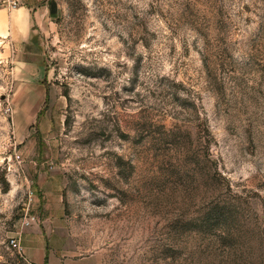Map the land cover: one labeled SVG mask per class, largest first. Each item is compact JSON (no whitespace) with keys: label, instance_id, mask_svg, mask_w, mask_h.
<instances>
[{"label":"rangeland","instance_id":"rangeland-1","mask_svg":"<svg viewBox=\"0 0 264 264\" xmlns=\"http://www.w3.org/2000/svg\"><path fill=\"white\" fill-rule=\"evenodd\" d=\"M7 2L0 264H264V0Z\"/></svg>","mask_w":264,"mask_h":264},{"label":"crops","instance_id":"crops-1","mask_svg":"<svg viewBox=\"0 0 264 264\" xmlns=\"http://www.w3.org/2000/svg\"><path fill=\"white\" fill-rule=\"evenodd\" d=\"M11 27L17 30V34L29 36L32 14L28 7L15 8L11 14Z\"/></svg>","mask_w":264,"mask_h":264},{"label":"built area","instance_id":"built-area-1","mask_svg":"<svg viewBox=\"0 0 264 264\" xmlns=\"http://www.w3.org/2000/svg\"><path fill=\"white\" fill-rule=\"evenodd\" d=\"M7 5L10 8H14L15 9V8L18 7V0H8ZM9 246L12 247V248H14V249L21 250L20 242L16 238L10 239Z\"/></svg>","mask_w":264,"mask_h":264}]
</instances>
